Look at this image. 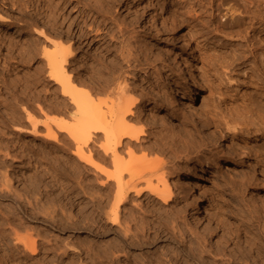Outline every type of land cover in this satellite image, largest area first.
Listing matches in <instances>:
<instances>
[{
    "label": "rangeland",
    "instance_id": "1",
    "mask_svg": "<svg viewBox=\"0 0 264 264\" xmlns=\"http://www.w3.org/2000/svg\"><path fill=\"white\" fill-rule=\"evenodd\" d=\"M48 1L60 7L59 14H50L47 0H0V10L6 19L3 24L14 28L9 33H0V42H3L0 46V69L5 66L10 69L0 70V100L5 102L8 97L7 91H1L3 81L10 82V88L17 92L24 90L29 76L34 74L36 65L19 64L18 56L26 50L25 37L28 35L27 37L37 38L41 29V25L34 19L35 9L48 18L51 29L50 32L45 30L52 38L60 33L66 39L73 32L76 45L78 41L82 42L78 47L81 50L80 57L87 54L90 61L87 64H94H90L93 68L99 65L97 68L102 69L99 70L101 72L106 67V71L109 69L105 55L108 53L110 58L111 55L115 57L119 54L121 44L126 45L132 54L131 58L141 61L133 72H126L129 88H135L138 96L131 95L140 97L142 94L145 100L143 104L150 105L156 121L146 122L143 117L139 123H133L135 129H143L145 134L141 136L139 150L137 148L131 156L123 153L121 161L125 163L144 159L149 164L157 163L159 171L167 175L166 179L173 187L177 200L173 199L169 206H162L156 198L152 204L148 202L147 205L137 198L133 204L145 205V212L138 210L131 214L139 219V213H143L147 234L151 236L158 230L159 238L145 248H128L114 232L104 231L98 221V207L90 199V194L97 191L85 187L88 192L83 194V188L82 191L75 187L74 193L70 194L62 187L67 183L75 186L72 173L63 168L61 159L68 156V151L73 150V147H63L61 141L54 143V148H50L53 154L48 157L47 162L42 154L36 153L43 148L41 137L45 134L44 129L39 128L38 134L34 136L28 126L13 134L12 130L17 131L18 127L10 125L5 130V137L11 139L12 143L15 142L13 144L21 145L22 153L13 155V158L8 157L15 163H6L5 170L1 172L7 171L12 178L10 196L13 201L18 200L16 195L29 192L28 175L34 176L37 182L33 197L37 208L34 213L36 220L30 222L38 232V236H34L39 245V253L34 262L155 264L159 256L168 254L169 257L172 255L171 264H183L190 253L191 241L198 239L202 241L203 261L219 259L221 256L223 259L234 258L239 264H264V178L255 157L259 149L258 152L264 153V138L260 139L259 131L253 133L260 129L264 121V0H183L185 6L181 13L186 12L188 7L191 11L176 24L165 21L166 12L171 5L168 0H112L108 4L107 0H96L98 11L95 14L90 12V16L93 13L97 22L106 19L112 23V30L104 40L93 44L83 42L78 38L80 33L76 32V28L72 30L71 22L77 19L84 31L95 28L106 31L102 26L99 27V23H92L93 18L79 16L78 9L85 4L83 0L76 3L71 2L74 0ZM65 1L69 2L64 4ZM154 11L163 20L162 26L152 18ZM116 25L125 29L123 39L118 35ZM88 26L92 29H87ZM173 28L176 30L174 33L171 31ZM16 29L25 34L15 37ZM91 34H94L93 31ZM112 35H118L119 39L110 40ZM120 40H124L123 43ZM12 42L14 45L11 46ZM160 48L163 54L167 52L164 55L171 60L175 57L173 61L176 62L175 65L178 63L177 67L181 66V73L176 72V69L166 68L165 61L156 60V53ZM92 55H97L98 61L93 62ZM94 80L96 81L95 77ZM32 89L38 93L40 87ZM103 97L99 96L98 101L106 99V96ZM174 97L179 106L174 105ZM182 102L193 106L211 129L229 142H234L235 153L227 155L222 147L219 146L218 149L214 143L206 140L198 125L186 120L187 109ZM144 105H141V111ZM3 108L0 107V120L6 122L9 116ZM51 114L53 115L50 117H59L55 113ZM41 118L44 119L39 117V120ZM99 136L102 139V135ZM254 136H258L260 140L254 141ZM101 139L99 140L102 141ZM64 148L69 150L66 152ZM12 154L14 153L10 156ZM192 160L197 172L189 176L192 187L190 191L181 183L179 170L183 163ZM214 160L218 161L217 164H214ZM76 161L74 157L70 160L71 163ZM96 163L100 164L101 161ZM12 168H15L16 178ZM88 169L81 171L92 176L95 171L90 167ZM84 182L86 184V180L83 184ZM142 184L138 188L143 189L146 184ZM126 208L120 209L123 217L130 213ZM118 243L121 245L117 249L115 245ZM107 245H111L110 252L103 259L99 249Z\"/></svg>",
    "mask_w": 264,
    "mask_h": 264
},
{
    "label": "bare ground",
    "instance_id": "2",
    "mask_svg": "<svg viewBox=\"0 0 264 264\" xmlns=\"http://www.w3.org/2000/svg\"><path fill=\"white\" fill-rule=\"evenodd\" d=\"M40 1L42 2V0ZM79 1L80 0H74L71 2L76 3ZM83 1L85 4H83V7L78 9L79 16L93 18V15L98 11V7L95 5L96 0ZM47 2L48 11L51 12H49L50 14L61 11L59 6L54 5V3H51L48 0ZM68 2L65 1L64 4H67ZM109 2H112V0H107L106 4ZM169 2L171 5L168 7V11L166 12V22L170 21L171 23L176 24L181 18L185 19V17H187L186 15H189L191 11L190 7L186 9V12L181 13L182 8H184L183 6H185L183 0H168V3ZM35 11L36 9L34 10V19L41 25V29L38 31L37 38L34 36L27 37L28 35L25 37V39H27L24 43V45L27 46L26 50L19 53L18 57H20V59L17 58L19 59V64L36 65L34 74L29 76V79L26 81L27 86H25L24 90L16 89L17 92H14V90L10 88V82L7 83L6 81H3V84L1 85V91H7L6 94L8 97L6 98L5 102L0 100V107H4L3 109L6 111L9 119H6V122L0 120V264H36L34 261L39 253V245L37 244V240L34 236H38V232H36V229L30 224V222L36 220L34 213L35 211L37 212V208L34 202L35 199L33 197H35L34 193L37 188V182L34 179V176L28 175L30 181L29 192L25 195H16L18 200L13 201L11 200L12 198L10 196L12 192V178L9 176L7 171L1 172L5 168L6 163H15L12 159L9 160L8 157L13 158V155H19L22 153L21 145L13 144L15 142L12 143L11 139L6 138L7 136L5 137V130H7L10 125L18 127L17 131L15 130L16 132L12 130L13 134H17V132H20V130L22 131L24 127L29 126L34 136L38 134L39 128H43L45 134L42 133L43 136L41 137V141L44 145H42V150H37L36 153L42 154L47 162H49L48 157L53 154L51 153L50 148L54 146V143L61 141L63 147L71 148L72 146L73 150H70V152L68 151V148H64L66 152L68 151V156H63L61 159L63 161V168L66 170L69 169V172L72 173L75 186L67 183L63 184L62 187L65 188L70 194L72 192L74 193L75 187L81 189L86 187L88 189L97 191L96 193L93 191L94 193L89 194L91 196L90 199L92 198L94 200L93 202H95L98 207V221L102 224L104 231L111 230L114 232L118 239H120V242H122L128 248H135L137 246L145 248L147 247V244H151L155 242L157 238H159V234H157L158 230H156V232L151 235L152 237L147 234V226H145L143 222V219L145 221L143 214L145 212V205H147L148 202L151 203L155 201L156 198L161 202L162 206H169L173 199H175V201L177 199L174 194L173 187L168 184L166 179L167 175L165 176V172L163 174L161 170L159 171L157 168L158 166H156L157 163L149 164V162L147 163V161L144 159L143 161L141 159L132 161L129 160V162L125 163L121 161L123 153L125 155L131 156L134 151H137V148L139 150L141 136L145 134V130L143 131V129H135L133 123H139L143 117L146 122L156 121L155 116L152 114L153 109L150 108V105L147 106L143 104L145 100L141 96L142 94L140 97H133L131 94L134 95L136 89L129 88V82L127 83L128 76L126 77V72H133L141 63V61L136 58H131L132 54L130 50L125 47L126 45L123 46L121 44L119 48V54L115 55V57L110 54V58L109 54L106 52L107 54L105 55V58L108 59L107 62L109 69L106 71V67L104 72H101L99 70L102 69L98 70L97 68L99 65H95L96 68H93L91 65L94 64H87V62H90L88 61L89 57L87 54H84L80 57L81 50L78 47L82 42L80 43L78 41V45H76V42L73 41V32H70L66 39H64L65 36L63 37V35L60 33H57V35L52 38V35L48 34L50 32L49 29H51V25H49L50 23L48 22L49 20H47L48 18L46 19L44 17L45 15L43 16V13H40L39 10L36 12ZM90 12H93L94 14L92 13L90 16ZM152 14V18L156 19L162 26L163 20H161V18L158 16L159 13L157 14L154 11ZM46 15L48 16V14ZM4 21H6L5 16L0 10V28H2L0 33H9L14 28H11L9 25H4ZM93 22H97V19L93 18L92 23ZM97 23H99L98 25L100 28L102 26L106 31L103 32V30H98L99 28H95L96 30H91L92 27L89 26L87 29L91 28V31H84L81 27V24L79 25L77 19L72 20L71 22L73 25L72 30L76 28V32L80 33L78 38L82 39V41L86 43L89 41L91 44H93V42L95 43L104 40L105 37L108 36V33H110L112 30L110 26L112 23L107 22L106 19L98 21ZM116 27L118 35L122 37L126 32L125 29L120 25H116ZM45 29H48L49 32ZM92 31L94 34H91ZM171 31L174 33L176 30L173 28ZM14 32L16 33L15 37L23 36L25 34V32L20 29H16ZM117 36L112 35L110 40L113 38L118 40L119 38ZM172 36L175 37V35ZM120 41L123 43L124 40ZM113 42L114 40L111 41V43ZM2 43L0 42V46ZM13 43L14 42H12L10 45H14ZM160 50L162 49L160 48L158 49V52L156 51V60L159 62L165 61L166 64H164L166 68L176 69V72L179 71L181 73V66L177 67L176 65L178 63L176 65V62L174 63L175 57H172L174 60L173 61L169 56L164 55L167 52H164L163 54V50ZM91 59L93 62L96 61L97 55H92ZM4 62L7 65L9 64L8 62L6 63V61ZM2 68L8 69L6 66ZM94 77L96 78V81L94 80ZM32 87H40L39 92L35 93ZM103 95L106 96V99H103ZM135 95L138 96L137 94ZM175 95L177 94L175 93ZM99 96L103 97V100L100 98L102 101H98ZM7 100L9 102H7ZM141 105H144L142 111ZM174 105L179 106L176 97H174ZM182 105H184L187 109L186 120H188V122L193 121L195 125H198L199 131L203 133L206 140L212 142V144L214 143L218 149L219 146L222 147L224 151H227V155H232L235 153V150L233 149L234 142H229L223 135L218 134L215 130L211 129L209 123H206V121L201 115L197 113L193 106L186 104V102H182ZM157 109L159 110L160 108ZM51 113H55L59 117H50V115H53ZM39 117H44V119L42 120L41 118V120H39ZM257 131H259L258 135L260 136V139H263L264 121L260 125V129L258 128L257 130L253 131V133H257ZM99 134L102 135V139ZM252 139L254 141L260 140L258 136H254ZM144 148L142 149L144 150ZM258 151L255 153V157L264 178V153L262 154ZM11 153L14 154L10 156ZM73 157L76 158V163L70 162ZM99 160L101 163H96V161L98 162ZM157 162H159V160ZM215 162L216 163H213L217 164L218 161ZM215 166L217 167V165ZM87 167H90L95 171L93 172L94 174L92 176L83 174L86 172L82 173V171L88 169ZM196 170L197 168L193 163V160L186 161L181 166L179 170V178L182 180L181 183H184L185 189L187 187L186 190H192V187L190 186L191 183H189V176L197 172ZM12 172L16 178L17 176L15 168H12ZM159 172L161 174H158ZM91 177L92 179H90ZM85 180L86 184L85 182L83 184V181ZM140 183L146 184L143 189L138 188ZM88 189H84L85 192L83 191V194L86 193ZM96 195L97 197H95ZM137 198L142 199L145 205H134L133 202ZM6 202L9 204H5ZM122 207H124V209L127 207L126 210L130 212H128L129 214L127 215L124 214L125 217H123L120 212ZM43 210H45L44 207ZM138 210L143 212H138L139 215H141V218L139 219L133 216L134 214H131L132 212L135 213V211ZM197 212L199 211L197 210ZM171 230L174 231V229ZM192 241L191 246L189 247L190 253L185 257V261H183L184 259L182 260L184 262L183 264H239L236 259L231 257L226 258L224 255L223 257L226 259H223L220 256L219 259L205 258L206 260L203 261L204 257L202 256V241L198 239ZM119 243L117 245L114 244L117 246V249L121 245ZM110 246H103L102 249H99L101 250L100 255L103 257V259H106L107 255H109ZM116 251L118 250H115V252ZM171 256L169 257L168 254L167 256H159L156 259L155 264H171ZM24 260L27 262L25 261V263H23ZM102 264H104V262Z\"/></svg>",
    "mask_w": 264,
    "mask_h": 264
}]
</instances>
